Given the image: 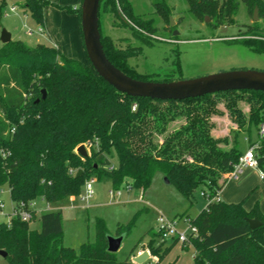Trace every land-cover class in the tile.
<instances>
[{
	"label": "trees",
	"instance_id": "1",
	"mask_svg": "<svg viewBox=\"0 0 264 264\" xmlns=\"http://www.w3.org/2000/svg\"><path fill=\"white\" fill-rule=\"evenodd\" d=\"M242 1L249 16L257 7L259 18L264 17V0ZM50 3V0H25L24 12L42 25L44 9ZM80 3L78 7L66 4L60 8L76 16L84 50ZM186 3L196 18L204 21L205 15L208 16L211 26L234 23L235 0H186ZM99 5L101 43L109 61L132 78L171 81L167 77L150 80L136 74L127 63L132 52L117 49L101 33L102 11L132 18L131 4L127 0H100ZM156 9L169 22L167 4L160 1ZM135 25H131L133 35L140 39L146 37L142 30L147 33L154 30L152 20H137ZM241 32L246 36L241 39L243 44L264 52L262 31L247 26ZM223 95L235 98H226L224 106L238 132L249 134L251 125L257 127L264 112L262 91L227 90L176 101L132 97L109 85L92 68L88 58L86 61L72 58L52 45L29 47L21 40L2 43L0 189L7 185L10 199L16 203L43 196L51 205H59L70 195L78 196L90 175L98 179L108 177L112 189L129 183L131 188L144 190L159 173L190 203L197 188L208 197L213 196L228 181L221 179L222 175L232 169L243 152L239 150L237 136L235 143L222 148L221 144H228L227 138H214L210 134L213 125L209 118L220 113L216 104ZM238 98L247 101V117L237 107ZM178 118L184 122L166 133L168 124ZM247 141L253 142L249 137ZM79 145L89 146L87 156L76 152ZM112 152L116 163L106 169L112 164L106 154ZM256 155L264 171V142ZM79 169L82 174L75 177ZM242 202L210 201L194 219L190 218L198 230L190 238L195 252L192 264H264V219L258 204L247 210ZM247 218L259 219L260 226L251 229ZM39 219V230L31 229L28 222L18 218H12L8 224L0 221V250L6 252V264L121 263L115 253L107 250L108 229L103 218L95 219L93 241L82 243L78 249L63 245L60 209L43 212ZM132 225L133 220L125 226L126 234ZM172 245L161 248L150 243V254L162 260Z\"/></svg>",
	"mask_w": 264,
	"mask_h": 264
},
{
	"label": "rangeland",
	"instance_id": "2",
	"mask_svg": "<svg viewBox=\"0 0 264 264\" xmlns=\"http://www.w3.org/2000/svg\"><path fill=\"white\" fill-rule=\"evenodd\" d=\"M24 1L0 0V34L5 29L11 34L12 40H21L29 47L37 44L60 47L62 43L60 15L62 12L68 13L60 6L63 7L69 3L61 4L50 0L51 3L44 9V23L38 25L24 12ZM127 1L131 4L133 17L127 18L122 14L116 16L113 12L102 11L100 15L101 33L117 49L132 52L127 59L128 66L143 78L160 80L167 77L175 81L205 76L222 72V70L257 69L264 71V52L254 51L241 42V39L246 37L241 34V31H244L247 26L264 33V17L254 20L253 16H249L242 0H235L237 7L234 23L216 27L209 24L211 19L202 21L188 11L186 0ZM160 1L170 8L169 22L157 13L156 5ZM11 6L17 8L16 12L10 11ZM137 20H152L153 23L152 32L147 33L142 30L141 34L146 35L143 39L133 35L131 25L136 27ZM39 28L42 29L41 33L38 31ZM29 31L32 32L31 35L28 34ZM66 52L69 55L75 53L70 57L76 58L78 53L76 44L74 45L72 41L66 42ZM82 53L86 61L87 57L83 47ZM229 96L232 97V95H223L218 98L216 109L220 113L213 114L209 118L213 125L210 134L214 138H227L228 144H221L222 148L230 147L235 143L237 136L239 150L244 151L249 144L248 137L252 141L257 138V129L252 124L249 134L241 130L238 132L236 124L232 122L224 106V101ZM236 102L237 107L247 117L249 113L247 101L238 98ZM183 122V118H178L169 123L166 133L177 129ZM157 139L161 142L162 136ZM106 157L111 161V167L114 166L116 163L114 153L106 154ZM229 172L230 170L225 172L221 179L227 178ZM259 175L257 169H245L238 179H231L229 183L227 182L228 184L226 183L227 185L225 184V190L220 191L221 200L223 202L242 200L247 210L258 204L264 219V180H260ZM89 178H95L94 195L87 204L81 202L78 196L72 202L69 201L72 196L70 195L62 204L51 205L52 208L59 207L62 211L63 245L78 249L82 243L88 240L93 241L95 219L103 218L108 229L107 235L122 236V243L115 255L123 264H136L132 262L133 258L146 250L150 253V243L155 247L158 245H161V248L164 247L165 242L161 243L162 241L156 236L158 216L162 215L176 222V230L180 233L188 227L184 222L186 216L194 219L206 206V199L201 188L195 189L194 198L190 203L172 184L166 183L164 176L159 173L155 174L151 184L144 190L133 187L127 190V184H130L124 183L119 187L121 194L114 199H111L108 192L112 189L108 177L102 176L98 179L90 175ZM83 189L82 186L80 192L82 195L84 194ZM2 190L0 199L4 202L5 211H7L11 204L7 185L2 187ZM44 205V202L38 201L39 208ZM41 213L43 212L38 210L35 218L29 222L28 226L31 229L39 230ZM132 220L133 225L126 234L125 226ZM185 243L187 248L183 247L181 242L174 244L160 263H156L153 259L155 255H152L142 264H164L166 258L175 259L177 257H179L180 264H189L192 260L190 252L193 248L190 241ZM0 264H6L2 257H0Z\"/></svg>",
	"mask_w": 264,
	"mask_h": 264
},
{
	"label": "water",
	"instance_id": "3",
	"mask_svg": "<svg viewBox=\"0 0 264 264\" xmlns=\"http://www.w3.org/2000/svg\"><path fill=\"white\" fill-rule=\"evenodd\" d=\"M100 0H82L80 3V26L83 37L84 50L92 68L109 85L117 91L132 97H148L155 100H185L194 97H201L207 93H216L227 90H259L264 92V71L257 69H237L222 70V72L206 74L205 76L194 77L191 79H177L175 81H149L139 80L127 76L118 67L109 61L102 48L101 36L99 30L98 12ZM254 20H258V8L254 7L252 11ZM205 20L210 18L205 15ZM11 34L5 29L0 34L1 43L11 41ZM45 91L42 90V98ZM76 152L84 157L87 156V149L84 145H79ZM82 170L75 173L79 177ZM167 183V178L164 177ZM251 229L258 228L261 221L256 218H247ZM107 250L116 253L122 243V236H106ZM6 252L0 250V257L4 258ZM150 254L146 251L141 252L133 258V263L142 264Z\"/></svg>",
	"mask_w": 264,
	"mask_h": 264
},
{
	"label": "built area",
	"instance_id": "4",
	"mask_svg": "<svg viewBox=\"0 0 264 264\" xmlns=\"http://www.w3.org/2000/svg\"><path fill=\"white\" fill-rule=\"evenodd\" d=\"M17 8L15 6L10 7V11L16 12ZM38 31L41 33L42 29L39 28ZM29 35L32 34L31 31L28 32ZM136 104L132 105V110L135 109ZM257 138L251 144H248L247 148L240 154L238 161L233 165L232 169L230 170L227 179H238L242 172L249 168V169H257L260 173V178L264 179V171L259 167V159L256 155V151L258 147L264 142V112L261 115L259 122L257 123ZM86 149H89V146H85ZM112 167H109L111 169ZM95 182V178H89L85 180L83 185V195L80 193L78 195L79 199L83 203H88L90 198L93 197V183ZM127 190L131 189V186L127 184ZM3 190L0 189V193ZM110 193L111 199H114L116 196L121 194L119 188L110 189L108 191ZM9 193V191H8ZM219 193L217 192L213 196L208 197L205 192L203 191V196L206 199V203L210 201H220ZM76 196H71L69 201H73ZM38 201H42L45 205L41 208L38 207ZM54 209H59V207H51V204L43 197H38L36 199H32L29 201H20V202H13L11 200L10 207L7 211H5V204L0 199V221L8 224L10 223L12 218H18L20 221L30 222L32 219L35 218L38 210L42 212L47 211H54ZM157 222V237L160 241L165 242L167 240H176L178 243H185L190 241V238L195 237L197 234V227L194 226L191 221L190 217L186 216L184 222L187 223L188 227L185 231H181L180 233L176 230V222L167 219L165 216L162 215L156 218ZM148 253L149 251L146 250ZM133 262V260H132ZM123 264V263H120Z\"/></svg>",
	"mask_w": 264,
	"mask_h": 264
},
{
	"label": "crops",
	"instance_id": "5",
	"mask_svg": "<svg viewBox=\"0 0 264 264\" xmlns=\"http://www.w3.org/2000/svg\"><path fill=\"white\" fill-rule=\"evenodd\" d=\"M53 1L54 2H58V3H61V4L69 3L67 5H71V6H74V7H78V5L80 3V0H53ZM60 16H61V19H62V21H61L62 24H61V28H60V31H61L60 38H62V43L60 44L61 45L60 46L61 48L57 46V49H59L60 52L61 51L64 52L63 54H66L67 56H71V55L74 56L75 53L74 54L71 53V55H69L66 52V42L72 41L74 43V45L76 44V47L78 49L77 57L76 58L75 57H72V58H75V59L78 58L79 60H81V59L84 60V53H82L81 38L79 37V32H78L79 31V26H78V21L76 19V16L74 14H68V13L66 14V13H63V12L61 13ZM54 45L56 46L55 43H54ZM259 179L260 180H264V179H261L260 178V175H259ZM229 181H231V180H228L227 182L229 183ZM226 185L222 188V191L225 190ZM220 195L221 194L219 193V199L221 200ZM227 202H238V200H229ZM244 207H245V205H244ZM245 209H246V207H245ZM176 243H178V242H176ZM176 243L174 242V240H169L168 243H167V241H165L164 246H170V245H172V244L174 245ZM182 246L185 247V248L188 247V246H185L183 244H182ZM190 253H191L190 256H191L192 260H191V262L189 264H192L193 258H194V255H195L194 249H192ZM151 256H152V254H150V257ZM153 259L155 260L156 263H160L161 262V260H159V258L157 256H154ZM170 262H172L173 264H178L179 263V257H177L175 259H172V258L167 259L166 258V261H165L164 264H167V263H170ZM188 262H189V260H188Z\"/></svg>",
	"mask_w": 264,
	"mask_h": 264
}]
</instances>
